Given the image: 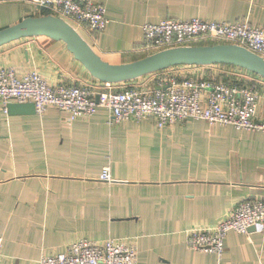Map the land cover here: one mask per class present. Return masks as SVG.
<instances>
[{
  "label": "crops",
  "instance_id": "obj_1",
  "mask_svg": "<svg viewBox=\"0 0 264 264\" xmlns=\"http://www.w3.org/2000/svg\"><path fill=\"white\" fill-rule=\"evenodd\" d=\"M103 31L79 33L105 61L132 62L145 51L143 25L201 18L264 29V0H98ZM0 2V29L30 15ZM0 67L37 70L50 83H96L63 41L22 38L0 47ZM215 66L189 68L194 77ZM152 75L120 83L152 84ZM256 79V78H255ZM256 119L264 122V81ZM112 122L107 108L73 120L55 107L12 115L0 105V264H38L72 242L125 239L137 264H264V231H230L219 255L187 244V230L211 227L244 199H264V130L187 118ZM109 167L112 181L101 174Z\"/></svg>",
  "mask_w": 264,
  "mask_h": 264
},
{
  "label": "built area",
  "instance_id": "obj_2",
  "mask_svg": "<svg viewBox=\"0 0 264 264\" xmlns=\"http://www.w3.org/2000/svg\"><path fill=\"white\" fill-rule=\"evenodd\" d=\"M0 2L22 4L35 16L61 17L78 32L85 26L92 31H103L109 22L106 8L98 0ZM143 35L145 51L151 54L203 43L238 44L264 58V29L244 20L229 23L201 18H166L144 24ZM201 66H215L217 73L192 76L189 68ZM149 75L153 82L150 85L133 83L119 87L123 82L99 80L96 83L53 84L37 70L20 76L13 67H0V105L3 112L8 113L11 103L32 102L39 115L55 107L68 113L73 120L92 116L99 107H104L110 112L111 123L152 119L162 128L193 118L210 124L233 125L240 130H264V122L255 118L261 97L257 78L264 81L262 77L227 64L177 65L146 76ZM101 179L112 181L109 167L103 168ZM252 228L264 231V199H244L215 225L187 230V244L194 250L221 255L230 231L249 234ZM3 246L4 238L0 236V257ZM38 264H137V249L121 238L81 239L67 245L63 252L43 255Z\"/></svg>",
  "mask_w": 264,
  "mask_h": 264
},
{
  "label": "water",
  "instance_id": "obj_3",
  "mask_svg": "<svg viewBox=\"0 0 264 264\" xmlns=\"http://www.w3.org/2000/svg\"><path fill=\"white\" fill-rule=\"evenodd\" d=\"M48 36L63 41L92 77L102 82L119 83L138 79L177 65L229 64L264 78V58L238 44H211L170 48L141 59L112 64L98 55L69 22L52 14L28 16L0 29V47L22 38ZM35 105L11 103L12 115L34 114Z\"/></svg>",
  "mask_w": 264,
  "mask_h": 264
},
{
  "label": "rangeland",
  "instance_id": "obj_4",
  "mask_svg": "<svg viewBox=\"0 0 264 264\" xmlns=\"http://www.w3.org/2000/svg\"><path fill=\"white\" fill-rule=\"evenodd\" d=\"M19 6V9H20V12L24 15L26 13V11L29 10V8L27 6H24L22 4L18 5ZM30 11V10H29ZM72 23V22H71ZM74 25V24H73Z\"/></svg>",
  "mask_w": 264,
  "mask_h": 264
},
{
  "label": "trees",
  "instance_id": "obj_5",
  "mask_svg": "<svg viewBox=\"0 0 264 264\" xmlns=\"http://www.w3.org/2000/svg\"><path fill=\"white\" fill-rule=\"evenodd\" d=\"M40 14H44V12H40ZM30 15H33V13H31ZM35 15V14H34ZM201 45H206V44H201ZM226 65V64H225ZM227 65H229V64H227ZM230 66V65H229ZM231 66H233V65H231ZM237 67V66H236ZM248 71V70H247ZM249 73H252V72H250L249 71ZM253 75H255V76H257V77H260L259 75H256V74H254V73H252Z\"/></svg>",
  "mask_w": 264,
  "mask_h": 264
}]
</instances>
